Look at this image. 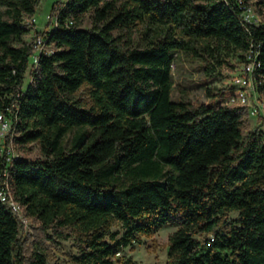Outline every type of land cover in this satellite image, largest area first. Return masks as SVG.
<instances>
[{
    "label": "trees",
    "instance_id": "trees-1",
    "mask_svg": "<svg viewBox=\"0 0 264 264\" xmlns=\"http://www.w3.org/2000/svg\"><path fill=\"white\" fill-rule=\"evenodd\" d=\"M39 1L0 0V112L25 150L9 175L41 236L26 258L0 201V264H47L43 238L64 235L73 264H134L117 253L164 224L178 225L165 264H264V133L245 131V108L171 99L174 53L199 56L197 41L257 54L264 93V24L244 22L237 0H56L32 68L25 19Z\"/></svg>",
    "mask_w": 264,
    "mask_h": 264
},
{
    "label": "rangeland",
    "instance_id": "rangeland-1",
    "mask_svg": "<svg viewBox=\"0 0 264 264\" xmlns=\"http://www.w3.org/2000/svg\"><path fill=\"white\" fill-rule=\"evenodd\" d=\"M56 0H40L35 13L32 15L35 18V25L38 30H43L50 13L51 5ZM260 0H247L250 17L256 19L255 23L264 24V4ZM27 17L25 20L29 19ZM82 27L88 28L90 23V12L85 13ZM36 28H31L24 34L25 40L34 39ZM139 34H135L137 39ZM202 41L196 42L199 56L192 53L179 51L174 53V62L172 64V100H186L192 103H221L220 99L212 100L207 95L206 88H231L233 76L239 72L243 61L245 60V52L237 47L229 45L225 42L214 41L210 45L211 50H206L203 47ZM31 62V57L29 58ZM220 62V63H219ZM208 67V69H206ZM77 96L88 100L87 88H81L77 91ZM255 102L263 104L262 109L257 115L248 114L246 117L245 131L252 132L260 130L264 133V93L256 91L252 95ZM71 133L65 136V142H69ZM30 149L27 156L30 158L40 155L38 145L30 143ZM16 152L22 156L25 152L22 148H17ZM237 213L232 211L230 217H235ZM20 232L26 247L25 257L30 258L32 251L37 247L35 241L40 238V233H37L34 223L27 218L22 212ZM177 224H164L157 227L155 234L152 237H141V242H133L124 247L119 256L130 258L134 264H165L167 260L168 237L177 228ZM113 229H117L114 226ZM47 234H52L47 231ZM211 235H209L210 238ZM198 238H205L204 235H197ZM44 244L46 247L47 264H73L70 260V254L76 253L74 241L71 236L64 235L55 237L54 239L45 237Z\"/></svg>",
    "mask_w": 264,
    "mask_h": 264
},
{
    "label": "built area",
    "instance_id": "built-area-1",
    "mask_svg": "<svg viewBox=\"0 0 264 264\" xmlns=\"http://www.w3.org/2000/svg\"><path fill=\"white\" fill-rule=\"evenodd\" d=\"M242 7V19L244 22L255 23L254 18L250 17L249 8L244 4V0H237ZM32 28L35 26V18L31 16L26 20ZM56 23V17L53 19ZM52 24V23H51ZM257 24V23H256ZM45 48V38L42 34L34 36L33 39V52L31 54V67H36L38 64L39 53ZM260 66V61L257 54L248 51L245 55L243 64L233 78L232 86L234 93L227 94L222 100V105L239 107L247 109L250 115H257L259 110L262 109L263 104L255 102L252 95L256 89L254 80V71L256 67ZM15 126L11 117L7 116L4 111L0 112V153L4 159V167L0 171V201L6 203L21 219L23 206L14 197L13 184L9 175V166L14 159L20 157L16 152V145L14 143V136L16 135ZM120 252L117 253L119 255Z\"/></svg>",
    "mask_w": 264,
    "mask_h": 264
},
{
    "label": "crops",
    "instance_id": "crops-1",
    "mask_svg": "<svg viewBox=\"0 0 264 264\" xmlns=\"http://www.w3.org/2000/svg\"><path fill=\"white\" fill-rule=\"evenodd\" d=\"M36 26V25H35ZM36 29H38V26H36Z\"/></svg>",
    "mask_w": 264,
    "mask_h": 264
}]
</instances>
